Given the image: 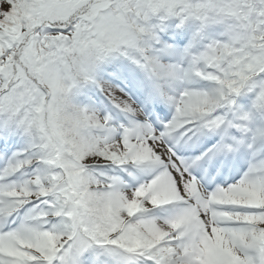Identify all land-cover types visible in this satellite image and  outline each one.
I'll return each instance as SVG.
<instances>
[{
    "label": "snow or ice",
    "instance_id": "snow-or-ice-1",
    "mask_svg": "<svg viewBox=\"0 0 264 264\" xmlns=\"http://www.w3.org/2000/svg\"><path fill=\"white\" fill-rule=\"evenodd\" d=\"M0 264H264V0H0Z\"/></svg>",
    "mask_w": 264,
    "mask_h": 264
}]
</instances>
